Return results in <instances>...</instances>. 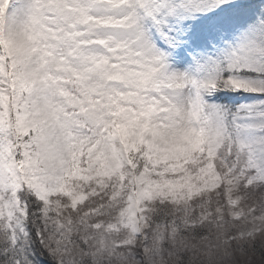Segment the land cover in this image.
<instances>
[{"label":"snow or ice","instance_id":"1","mask_svg":"<svg viewBox=\"0 0 264 264\" xmlns=\"http://www.w3.org/2000/svg\"><path fill=\"white\" fill-rule=\"evenodd\" d=\"M0 264H264V0H0Z\"/></svg>","mask_w":264,"mask_h":264}]
</instances>
